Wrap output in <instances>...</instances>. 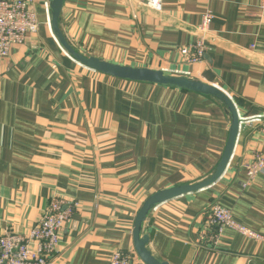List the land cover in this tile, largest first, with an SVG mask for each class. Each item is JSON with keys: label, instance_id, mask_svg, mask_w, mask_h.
<instances>
[{"label": "crops", "instance_id": "obj_1", "mask_svg": "<svg viewBox=\"0 0 264 264\" xmlns=\"http://www.w3.org/2000/svg\"><path fill=\"white\" fill-rule=\"evenodd\" d=\"M25 1L38 30L0 59V236L27 235L50 199L61 197L78 209L48 264H109L116 251L136 256L133 224L144 201L210 177L229 117L211 97L76 64L46 21L51 0ZM206 13L211 22L200 31ZM60 30L86 57L197 80L232 99L240 126L223 175L157 206L142 234L151 254L169 264H264V176L248 182L245 167L264 156L261 0H162L159 12L143 0H64ZM200 36L204 59L188 64L180 50ZM213 204L262 241L224 229L218 247L207 248L202 237Z\"/></svg>", "mask_w": 264, "mask_h": 264}, {"label": "built area", "instance_id": "obj_2", "mask_svg": "<svg viewBox=\"0 0 264 264\" xmlns=\"http://www.w3.org/2000/svg\"><path fill=\"white\" fill-rule=\"evenodd\" d=\"M143 4L155 12H159L162 8V0H143ZM45 10L46 21L50 26L48 5H45ZM261 10L264 15V0H261ZM211 18L212 16L206 13L202 25L198 29L200 31L207 29ZM37 30L38 22L30 1L7 2L0 0V59L8 57L12 47L22 45L26 36L35 34ZM204 40L200 36L193 45L180 50L185 62L195 64L204 59L206 53ZM1 76L0 72V78ZM258 119L259 117H255L251 120L257 121ZM245 167L248 182L257 176H264V156L256 154ZM77 209L78 203L75 200L52 197L40 221L27 235H18L7 231L0 236V264H48L49 259L57 251L63 227ZM224 229H231L256 242L262 241L261 236L238 224L233 219L230 210L219 204H213L207 216L205 232L202 237L206 241L207 248L216 249L218 247ZM134 256L116 251L111 255L109 264H142L138 260L134 262Z\"/></svg>", "mask_w": 264, "mask_h": 264}, {"label": "water", "instance_id": "obj_3", "mask_svg": "<svg viewBox=\"0 0 264 264\" xmlns=\"http://www.w3.org/2000/svg\"><path fill=\"white\" fill-rule=\"evenodd\" d=\"M63 3L64 0L50 1V27L60 49L64 51L71 60L95 73L105 75L114 79L130 83H146L158 85L189 93H195L206 97H211L213 99H216L223 105L226 114L229 117L230 124L226 146L220 158V161L215 168L214 173H212L210 177L204 179L199 183L193 185L176 186L161 190L150 195L144 201L135 216L132 231V241L134 252L139 261L142 264H169L166 261H159L158 259H156L147 249L149 237L146 234H142L143 225L148 215L157 206L178 197L199 192L211 186L218 179H220L229 163L239 132L240 120L236 106L233 103L232 99L224 91L214 85H210L186 77L166 75L164 72L158 70L115 65L105 61H101L94 57H86L83 54L76 52L70 45V43L65 39L60 30V14Z\"/></svg>", "mask_w": 264, "mask_h": 264}, {"label": "bare ground", "instance_id": "obj_4", "mask_svg": "<svg viewBox=\"0 0 264 264\" xmlns=\"http://www.w3.org/2000/svg\"><path fill=\"white\" fill-rule=\"evenodd\" d=\"M65 53V52H64ZM66 54V53H65ZM67 55V54H66ZM76 63V62H75ZM77 64V63H76Z\"/></svg>", "mask_w": 264, "mask_h": 264}]
</instances>
